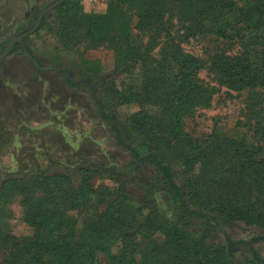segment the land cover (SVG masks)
<instances>
[{
    "label": "rangeland",
    "instance_id": "1",
    "mask_svg": "<svg viewBox=\"0 0 264 264\" xmlns=\"http://www.w3.org/2000/svg\"><path fill=\"white\" fill-rule=\"evenodd\" d=\"M55 1L0 0V54L14 37L32 29L39 14ZM233 1L239 8L255 4V0ZM109 2L72 0L62 16L58 6L44 15L38 29L24 39L42 70L27 57L22 46L14 47L0 62V233L3 235L23 239L32 234L24 221L29 202L47 203L77 220L81 228L85 222L98 221L120 206V200L111 196L118 190H124L128 197L124 203L127 216L119 217L124 226L112 230L107 237L115 238L106 243L113 254L122 252L124 235L130 232L127 225L137 211L162 215L196 236L207 230L203 220L180 214L163 189L156 169L133 163L101 115L94 96L84 87L69 86L63 71L73 82L86 80L95 87L105 111L122 128L124 141L134 145L141 136L128 126L127 120L141 110L157 117L162 131L171 127L172 116L163 113L162 107L145 95L155 83L161 91L172 88L174 91L181 60L173 59L170 52L178 48L181 56L190 55L202 61V66L196 69V79L208 92L207 101L203 98L184 119V130L190 140L204 144L213 137L223 145L221 139L227 137L254 142L252 108L256 107L257 112L264 109V91L229 87L218 74L213 58L240 54L244 50L242 45L248 43L261 50L264 45L261 10H254L252 16L250 23L255 28H245L238 11L203 21L202 17L187 15L182 0L170 1L161 11L171 43L164 36L159 39L155 27L140 24L139 7L133 2L122 8L121 17L112 20L105 31L89 35L78 10L91 15L107 14ZM62 25L66 27L64 38L59 33ZM125 55L135 67L129 73L116 68ZM106 86L116 87L128 100L122 101L113 93L105 94ZM258 98H262L260 105ZM220 159L215 160L216 166ZM82 169L93 175L85 197L84 192L77 191L89 176ZM173 171L176 183L182 186L184 169L175 163ZM39 176L47 179H37L39 186L35 192L16 187L21 180ZM145 217H136V222L141 221L137 226H143ZM211 223L209 242L226 245L236 261L243 262L249 255L247 243L264 259V229L241 222ZM143 232L141 229V234L132 239L139 243ZM164 239L155 232L139 243L134 255L136 263L143 264L144 252ZM10 252L11 244L0 245V264L10 263ZM97 258L101 264H109L106 252L100 250Z\"/></svg>",
    "mask_w": 264,
    "mask_h": 264
},
{
    "label": "trees",
    "instance_id": "2",
    "mask_svg": "<svg viewBox=\"0 0 264 264\" xmlns=\"http://www.w3.org/2000/svg\"><path fill=\"white\" fill-rule=\"evenodd\" d=\"M71 1L65 0L60 4L57 7L58 12L63 13ZM170 1L177 0H137V3L135 0H110L107 14H84L80 9L78 13L82 22H85L83 24L88 34L94 35L105 31L112 20L116 21L121 17L122 8L125 9L134 2L139 7L140 24L146 28L155 27L159 39L164 36L166 42L172 43L171 38L169 39V28L166 27L167 21L162 19L163 7ZM182 3L187 15L202 17L203 21L217 20V17H225L232 11H238L245 28L254 27L250 23L254 10L264 13V0H255L253 6L240 8L236 7L237 3L233 0H182ZM263 19L264 17H259L262 27ZM59 33L63 38L66 36L65 25L60 26ZM17 46H22L27 57L39 70L43 69L31 56L29 47L24 42L16 44L15 48ZM242 46L244 50L240 54L214 57L213 64L229 87L238 91H264V45L261 50L251 43ZM172 48L173 46L170 47ZM170 54L173 59L181 60L173 84L174 91L172 92L173 88L161 91L155 83V86L149 89L150 93L145 96L161 106L163 113L172 116L171 127L162 131L158 127L157 117L141 110L127 120L128 126L141 136V140L134 145L124 141L122 128L116 119L105 111L104 103L99 100L95 87L90 86L86 80L73 82L67 71L63 73L69 86L84 87L90 91L92 97L94 96L101 115L115 132L118 144L131 155L133 163L150 165L156 169L163 189L170 195L180 214L203 220L207 226L206 232L196 236L162 215H153L152 211L149 214L137 211L134 214L138 219L140 215L146 216L143 226H137L140 220L136 222V217H132L127 225L130 232L124 235L126 242L122 252L113 254L106 243L115 238L107 237L112 230L124 226L118 221L119 217L127 216L124 203L128 197L124 190L111 194L114 199L116 197L120 200V206L114 207L110 214H105L104 218L98 221L85 222L81 228L78 227L77 220L68 218L62 211L52 208L49 204L29 202L26 205L24 221L32 229V234L23 239H16L0 233V245L11 244L8 264H101L97 258L100 250L108 255L109 264H137L134 255L140 248L139 243L141 245L150 239L155 232L163 235L165 239L147 253L144 252L143 264H264V259L248 243L249 255L243 262L236 261L226 245L209 242L211 231L208 228V225H213V221L216 224L229 221L264 229V109L257 112L256 107L252 108L255 122L253 143L227 137L221 139L223 145L215 142L213 137L204 144L190 140L184 130V119L203 98L205 101L208 99L207 90L199 85L196 79V69L202 66V61L190 55L181 56L178 48ZM116 68L129 73L135 67L129 61L128 55H125L120 63L116 64ZM110 84L113 85L112 82ZM112 93L122 101L128 100L116 87L106 86L105 94L111 96ZM261 102L262 98H258V105ZM219 149L220 152L217 153ZM218 157L221 159L219 166H216L214 162ZM175 163L185 172V182L182 186L175 181ZM85 171L89 174L86 183L77 189L78 192H84L83 197L88 194L86 190L90 189V181L93 178L90 170ZM37 179L47 178L39 176L21 180L22 183L18 182L19 180L12 182L22 184L16 187L35 192V187L39 186ZM191 205L195 208L192 209ZM141 229L145 231L144 237L137 243L136 239L132 238L141 234Z\"/></svg>",
    "mask_w": 264,
    "mask_h": 264
},
{
    "label": "water",
    "instance_id": "3",
    "mask_svg": "<svg viewBox=\"0 0 264 264\" xmlns=\"http://www.w3.org/2000/svg\"><path fill=\"white\" fill-rule=\"evenodd\" d=\"M65 0H57L54 3H52L51 5H49L48 7H46L38 16V19L34 25V27L24 33H22L21 35H18L17 37H14L4 48V50L2 51V53L0 54V62L14 49L15 45L18 43H23L24 39L26 37L31 36L39 27L42 18L44 17V15L49 12L50 10L56 8L57 6H59L62 2H64Z\"/></svg>",
    "mask_w": 264,
    "mask_h": 264
}]
</instances>
